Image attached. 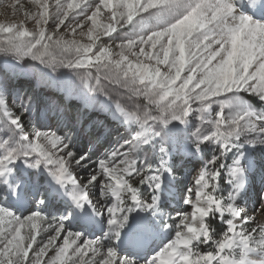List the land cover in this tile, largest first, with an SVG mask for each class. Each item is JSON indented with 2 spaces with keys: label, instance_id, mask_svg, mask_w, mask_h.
<instances>
[{
  "label": "snow or ice",
  "instance_id": "1",
  "mask_svg": "<svg viewBox=\"0 0 264 264\" xmlns=\"http://www.w3.org/2000/svg\"><path fill=\"white\" fill-rule=\"evenodd\" d=\"M27 3L0 22V264H264V0ZM28 60L86 110L16 92Z\"/></svg>",
  "mask_w": 264,
  "mask_h": 264
},
{
  "label": "rangeland",
  "instance_id": "2",
  "mask_svg": "<svg viewBox=\"0 0 264 264\" xmlns=\"http://www.w3.org/2000/svg\"><path fill=\"white\" fill-rule=\"evenodd\" d=\"M11 0H0V22L9 21V20H20L23 18L21 12H16L13 15V11L10 8ZM26 8H30L31 6L27 3V0H22ZM5 58L0 56V63H2ZM26 67V75H20L15 77L11 80V86L15 89L16 92L20 93L21 95H33L36 97L39 106L42 108L44 103L47 99L53 95H55L61 101H66L73 110H76L77 107L80 109L87 108V101L83 96V93L87 92L85 85L81 82L80 78L77 76L68 73L65 69H60L58 73H51L52 75H61L63 79L57 85L53 83L51 86L44 85V78L42 77V73L50 72L49 69H44L41 65L31 60L25 61ZM89 98L95 99L93 94H87ZM96 114L93 113L91 118H95ZM79 146L83 149H87L88 147V140L86 138L81 137L79 141ZM195 163V162H194ZM191 170H185V173ZM195 172H192L194 175ZM183 178V177H182ZM191 176H188L185 180V183L190 181ZM258 187V185H257ZM173 207L175 205L173 204ZM259 205L256 206L257 208V216H259ZM251 211V206L249 207Z\"/></svg>",
  "mask_w": 264,
  "mask_h": 264
},
{
  "label": "trees",
  "instance_id": "3",
  "mask_svg": "<svg viewBox=\"0 0 264 264\" xmlns=\"http://www.w3.org/2000/svg\"><path fill=\"white\" fill-rule=\"evenodd\" d=\"M216 225H218V226H219V227H218V231H219V229H220V228H222V227H223V225H220V224H219V221H218V220L216 221Z\"/></svg>",
  "mask_w": 264,
  "mask_h": 264
}]
</instances>
